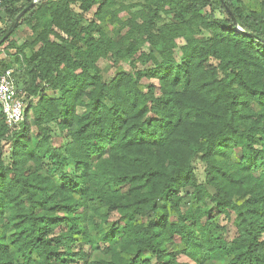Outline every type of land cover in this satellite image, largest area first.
I'll return each instance as SVG.
<instances>
[{
    "label": "trees",
    "instance_id": "obj_1",
    "mask_svg": "<svg viewBox=\"0 0 264 264\" xmlns=\"http://www.w3.org/2000/svg\"><path fill=\"white\" fill-rule=\"evenodd\" d=\"M137 1L113 37L97 23L116 18L113 0H81L82 12L96 8L91 21L67 0H44L24 14L35 21L29 46L39 49L24 59L25 43L17 54L34 86L24 94L38 101L26 104L15 131L0 114V144L12 142L8 164L0 151V264H185L178 253L197 264H264V13L244 15L234 0ZM30 3L4 0L1 12L13 23ZM109 54L152 67L106 82L96 63ZM143 78L158 82V95L140 88ZM49 123L65 132L64 157ZM49 152L58 183L40 174ZM214 213L234 216V239L224 238ZM109 214L119 218L105 228ZM75 237L102 246L100 257L73 252Z\"/></svg>",
    "mask_w": 264,
    "mask_h": 264
},
{
    "label": "rangeland",
    "instance_id": "obj_2",
    "mask_svg": "<svg viewBox=\"0 0 264 264\" xmlns=\"http://www.w3.org/2000/svg\"><path fill=\"white\" fill-rule=\"evenodd\" d=\"M51 1V0H50ZM70 4V9L76 13L77 15H80L83 20L91 21L94 20L93 14L96 10L95 7L91 8L87 12H82L80 9V1L81 0H67ZM139 1L137 0H113V7L111 11H117L116 18L112 19L111 16L108 14L105 15V19L103 21L97 22L100 28L109 36L113 37L114 31L119 28L121 23L128 19L130 17L131 12L139 10ZM233 5L235 7H239L244 15H248L251 12L256 13H264V0H234ZM213 13L215 17L221 18L223 17L222 13L217 8V5L215 6ZM18 23H21L18 27H14V29L11 31L8 38L0 44V71H3V69H12L14 72L17 89L20 96L24 97V103L34 105L37 103L38 98H32L30 101L26 98L24 93H28V89L32 90L33 85L31 84V75L28 72V67L25 66L24 60L22 56L17 54V48L23 44L26 43L27 48L24 50V59L29 58L35 51L39 49V45H35L34 47L29 46L35 39L36 33L33 32L32 27L35 25V21L31 20L29 18V15L26 14L24 17L22 16ZM17 23V24H18ZM12 23L9 22L8 17H6L5 11L0 13V36L7 31ZM16 24V25H17ZM240 30V29H239ZM241 31V30H240ZM5 34V33H4ZM198 38H208L209 35L206 31H199L197 32ZM2 39V38H1ZM0 39V40H1ZM178 45L182 44V41H177ZM152 50L151 46L148 44H145L142 47V51L145 53H149ZM174 58L177 63H182L181 60V53L178 49L174 50ZM18 59V60H16ZM133 63V64H132ZM97 66L99 67L103 79L106 82L111 81L118 73L124 72L133 74L136 70L144 72L146 69H149L152 67L151 63H148L146 66H142L139 63L136 62V60H121L118 61L113 55L109 54L103 58H100L97 61ZM36 85V83H34ZM36 86H41V84H37ZM153 87L155 90V94H159V86L158 82L154 79H147L143 78L140 81V88L143 91H147L149 87ZM27 95V94H26ZM45 95L49 98H55L58 96V93L54 92H48ZM109 105L108 103H106ZM28 119L31 121L32 116L28 115ZM49 130L50 140L51 144L54 147V149L62 154L64 157V145L67 143V137L65 135V132L60 131L56 123H49L46 126ZM31 138L36 139L38 135V132L34 127H32ZM12 142L11 140H3L0 144V151H1V159L5 164H8L9 157L11 155L12 151ZM229 158L232 162H236L238 159L237 153L230 152ZM55 163V155L53 152H49V154L43 159L41 162L42 170L40 172L41 175L52 177L57 183L58 179L56 177L55 170L57 166ZM31 164H29L30 166ZM34 168V167H33ZM61 168L70 173L72 176H76L77 174L73 173L74 165L67 161L66 159H63L61 161ZM196 173H197V180L198 182L203 181V166L200 163H196ZM191 192L190 189L183 190L181 192L182 197V203L181 206L185 209L189 204V193ZM79 195V193H78ZM76 195V196H78ZM105 213V209H102L101 214ZM152 214H146L145 217L141 218L139 221L144 222L148 218H151ZM214 217L216 223H218L219 226L224 228V238L227 241H230L234 239L237 236L236 228L233 223L234 216H231L230 218H225L223 215H218L216 213L212 214ZM118 215L116 214H109L107 218V225L108 227L112 223L118 221ZM99 223V220L96 221ZM83 226L85 225L82 223ZM90 234H95V231L93 229H90ZM75 242L71 246V249L73 252L78 251V249H83L85 252H87L90 255V259H95L100 257L99 250L96 248H90L88 245L84 244L82 240H80L79 237H75ZM261 239L264 240V234L261 236ZM179 248L175 245H169L168 251H177ZM103 259H108V256H103ZM176 261L179 263H185V264H197L188 259L186 256L177 254L176 255ZM152 264H155L154 259L151 260ZM210 263V262H209ZM213 264H225V262H213Z\"/></svg>",
    "mask_w": 264,
    "mask_h": 264
},
{
    "label": "built area",
    "instance_id": "obj_3",
    "mask_svg": "<svg viewBox=\"0 0 264 264\" xmlns=\"http://www.w3.org/2000/svg\"><path fill=\"white\" fill-rule=\"evenodd\" d=\"M3 1L0 0V12ZM42 1L44 0H31V3L36 5ZM24 102V97L19 95L16 87L13 70L6 69L0 74V114L11 132L25 120L26 103Z\"/></svg>",
    "mask_w": 264,
    "mask_h": 264
},
{
    "label": "water",
    "instance_id": "obj_4",
    "mask_svg": "<svg viewBox=\"0 0 264 264\" xmlns=\"http://www.w3.org/2000/svg\"><path fill=\"white\" fill-rule=\"evenodd\" d=\"M35 4L30 3V5L24 9L23 11H21L17 17L15 18V20L13 21V23L11 24L10 28L7 30V32L4 34V36L2 37V39L0 40V44L2 42H4L8 36L10 35L11 31L14 29V27L16 26V24L18 23L19 19ZM238 32H240V30H237Z\"/></svg>",
    "mask_w": 264,
    "mask_h": 264
}]
</instances>
